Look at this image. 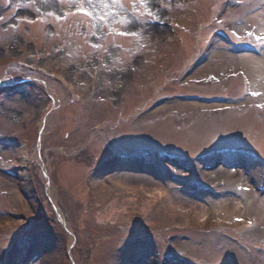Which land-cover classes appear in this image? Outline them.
Segmentation results:
<instances>
[{"label": "rangeland", "instance_id": "obj_1", "mask_svg": "<svg viewBox=\"0 0 264 264\" xmlns=\"http://www.w3.org/2000/svg\"><path fill=\"white\" fill-rule=\"evenodd\" d=\"M4 1L11 7L0 0V62H8L0 68V222H7L0 223V264H264V46L257 54L240 51L252 29L264 41V12L249 23L264 0ZM75 9L71 21L44 23ZM39 18L42 26H16ZM84 27L83 39L77 34ZM55 32L60 39L46 36ZM53 47L57 53L30 65L27 52ZM243 55L259 58L258 71ZM243 73L258 100L247 95ZM27 78L29 84L12 82ZM37 149L50 177L46 187L42 171L36 176L39 198L30 171L18 170L20 159L10 155L24 151L28 167L39 165ZM234 151L245 159L235 161ZM214 160L231 165L220 190L203 169ZM133 173L170 191L177 184L188 201L175 202L204 204L206 216L174 224L177 213L164 199L143 216L144 193L128 204L114 183ZM211 195L227 197L226 205ZM46 198L68 213L71 236ZM114 205L117 214L103 221ZM242 218L248 224L235 222Z\"/></svg>", "mask_w": 264, "mask_h": 264}, {"label": "bare ground", "instance_id": "obj_2", "mask_svg": "<svg viewBox=\"0 0 264 264\" xmlns=\"http://www.w3.org/2000/svg\"><path fill=\"white\" fill-rule=\"evenodd\" d=\"M261 12H264V10L262 9L260 12H254L251 16H249V22L250 23H254L256 21V19H262L263 20V16H261ZM241 61L244 62H248L251 64L253 69V72L258 71V69H256V64L257 62H259V58L253 56V55H243L241 56ZM205 69H201L198 70V72H203ZM253 79V78H252ZM254 80V79H253ZM250 82L252 83L253 81L250 78ZM189 104H180L179 107H184L187 106ZM12 157H17L20 159V164L19 167L23 166L25 163V154L24 151H17V153H12L10 154ZM17 162V161H14ZM18 166V165H17ZM18 167V168H19ZM21 169V168H19ZM225 172L222 173H217V178L216 179H227L229 176V172L230 170H224ZM228 171V172H227ZM214 174V173H213ZM136 175V174H135ZM134 173L133 174H128L127 177H125V179H121V177H119L118 179H114V183L117 185V187L124 193L125 196H127L126 200L124 202L128 203V204H132L134 203V196H136L137 194L143 192L145 194V205L143 207V213L146 214V208L149 207L150 205H154L157 203V200L161 199L163 196L168 197L169 201L171 202L172 208H176L178 210L177 214L173 215L170 217V220L174 223V224H180L181 222H184L186 219H190V218H195V219H200V218H204L208 212V208L203 204H199V203H191L190 206H187L185 204H180L177 203L175 201L177 200H181L183 202H187L184 201L185 198H183V195L178 193V192H174L173 196L171 194V191L176 190V191H180L178 190L180 187H177L174 189V185L177 184H171L173 189L167 190L165 185L159 181H157V179H148V180H138L137 178H135ZM240 180V179H239ZM238 180V181H239ZM240 184V181L237 182ZM99 188H100V192L103 193L105 192V190H107V185L100 181L98 183ZM110 190V188H108ZM182 195V196H181ZM188 199L193 200V197L190 196H185ZM222 197H216L215 198V205L220 206V207H224L226 205V202H224L225 200H227L228 198L225 197L222 201L219 200ZM176 199V200H175ZM234 202V201H233ZM236 204L241 205V203L238 201ZM115 208L116 205L111 207V210L108 213H103L102 215V220L105 221H109L112 220V218H114L115 214H117L115 212ZM125 210V209H124ZM123 210V211H124ZM234 209H230L231 213L233 214ZM1 225H7V222H0Z\"/></svg>", "mask_w": 264, "mask_h": 264}, {"label": "snow or ice", "instance_id": "obj_3", "mask_svg": "<svg viewBox=\"0 0 264 264\" xmlns=\"http://www.w3.org/2000/svg\"><path fill=\"white\" fill-rule=\"evenodd\" d=\"M113 2H116V0H113ZM141 3L144 2V0H140ZM80 12L84 15H88V12L85 9H80ZM125 33H121V35H124ZM256 93H254L255 95Z\"/></svg>", "mask_w": 264, "mask_h": 264}]
</instances>
